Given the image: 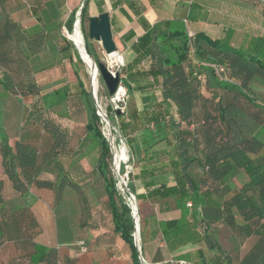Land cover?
<instances>
[{
	"label": "trees",
	"instance_id": "1",
	"mask_svg": "<svg viewBox=\"0 0 264 264\" xmlns=\"http://www.w3.org/2000/svg\"><path fill=\"white\" fill-rule=\"evenodd\" d=\"M149 1L154 5L155 0ZM3 2L0 0L1 8ZM1 14L0 84L14 97L37 99L25 123L39 125L51 137V147L42 158L44 168L51 169L47 177L37 167L36 149L21 141L12 146L0 131L3 174L13 192L27 196L48 189L61 201L66 190L74 191L81 205V228L105 226L110 217L114 233L130 248L132 263L142 264L135 223L116 186L111 145L101 130L99 108L92 93L75 71L78 92L72 94L68 86H63L42 94L27 61L30 53L46 47L48 35L21 34L8 14L3 10ZM75 15L72 12L69 32L73 31ZM80 17L82 24L90 21L88 3ZM143 25L146 33L134 45L133 63L121 69V82L129 96L130 82L142 81L144 85L139 88H156L158 98L145 104L140 112L132 110L131 100L127 111L120 115L112 107L109 110L115 114L125 138L132 167L136 156L158 145L167 144L170 151L167 161H159L139 175L131 171L130 191L139 203L141 195L133 184L136 178L173 175V186H149L147 196L176 201L180 218L163 223V236L177 247L198 246L194 253L181 257L186 262L264 264V142L255 133L264 126V104L254 102L248 87L251 74L264 80V61L257 55L260 40L250 43L247 49L245 45L233 49L229 31L212 40L202 33L190 38L189 29L179 20L161 21L154 26L144 21ZM87 52L100 63L90 43ZM15 60L23 62L16 70L21 75L20 87L17 77L6 67ZM166 101L175 104L177 118L166 117ZM64 104L67 111L61 114L56 108ZM93 144L97 145L96 164L87 173L81 160ZM87 174L99 181L90 186L78 181ZM241 174L247 182L232 188L231 183ZM5 190L6 182L0 180V264H76L77 257L62 255L58 247L37 242L41 227L29 208L9 213L3 207ZM222 233L234 245L223 244Z\"/></svg>",
	"mask_w": 264,
	"mask_h": 264
},
{
	"label": "crops",
	"instance_id": "2",
	"mask_svg": "<svg viewBox=\"0 0 264 264\" xmlns=\"http://www.w3.org/2000/svg\"><path fill=\"white\" fill-rule=\"evenodd\" d=\"M85 3H88L90 18L99 17L103 13L110 15L113 40L118 54L122 56L127 66L131 65L136 57L134 45L146 33L143 22L146 21L154 26L166 20H179L193 33L205 34L212 40L222 38L225 32L229 31L232 33L229 44L233 49L241 48L243 45L247 49L250 43L260 40L257 55L264 61V0H155L154 5L149 0H4L2 8L0 6V21L3 19L1 14L3 10V13L8 14L16 24L19 33L27 36L39 33L48 35L46 47L35 53L37 60L46 62L51 68L48 71L52 81L45 84L46 88L48 87L46 93L63 86H68L71 90L72 85L77 92L79 90L76 72L80 76L81 73L74 55V48L62 36L61 30L67 29L72 12L76 13V21L80 19ZM60 61L61 67H54L59 65ZM61 70L67 72L68 79L64 77L65 79L61 81L55 78L57 73L59 76ZM72 77L73 84L70 86ZM130 83L132 110L140 112L145 104L156 101L158 98L159 92L156 88L141 90L139 87L144 85L142 81ZM45 86L42 85V87ZM248 87L254 94L252 96L254 102L264 104V80L251 74L248 79ZM163 106L167 118H177L176 106L173 102L166 101ZM255 133L264 142V126H261ZM159 151L162 152L157 154ZM169 151L170 147L163 144L149 150L147 154L141 153L136 156L135 167H133L134 175H139L143 169L157 165L159 161H167ZM84 160L85 157L81 160V164L84 170L90 173L93 169H86ZM0 165V180L6 182L7 178L2 169V158ZM78 181L86 186H90L91 182H94L89 174L84 175ZM246 182L247 177L241 174L231 183V187L236 188ZM174 183L175 180L171 174L138 177L133 181L136 193L141 195L139 200L141 212L140 253L146 264H193L186 262L181 257L199 249L193 244L177 247L165 240L163 223L180 218L181 213L177 209L174 199L153 200L147 196V187L149 186L153 188L163 184L173 186ZM9 185L11 186L10 183ZM27 198L28 195L15 194L14 199H18L22 204L8 210L6 205L12 199L5 194L3 207L9 213L21 208H29L41 227L37 242L57 247L50 241H40V237L44 234L40 219V217L43 218V214L38 201ZM73 211L74 234L69 235L71 241L69 245L73 247L68 249L67 255L77 257L76 264H133L130 248L119 235L114 233L110 217H108L105 226L96 229L81 228V205L77 195L73 202ZM54 237L52 232V239ZM80 240H84L88 245L87 253H82L77 248L76 244Z\"/></svg>",
	"mask_w": 264,
	"mask_h": 264
},
{
	"label": "rangeland",
	"instance_id": "3",
	"mask_svg": "<svg viewBox=\"0 0 264 264\" xmlns=\"http://www.w3.org/2000/svg\"><path fill=\"white\" fill-rule=\"evenodd\" d=\"M79 20H80V27H81L80 30L83 35V41L85 40L84 45H85L86 51H87V43H90L93 47V50L97 53V56L99 57L100 62L107 63L109 59L105 56L101 43L93 39H90L89 37V22L86 21L82 24L81 17ZM76 22L77 21H75L73 24V31L72 32L68 31L69 32L68 36L69 34H73L76 31V25H77ZM61 34L65 39L69 40L72 43L73 48H74V55L76 58L78 69L81 73V77L88 91H90L91 93L92 92L94 93V91L92 90V78H91L90 70L87 67V65L84 63V61L80 58L77 46L74 44V42H72V40L68 39V36L65 33L64 29L61 30ZM33 49L34 48H32V50ZM21 63L23 62L15 60V61H11L9 65L6 66L9 69V71L13 73V76L17 77V82H18L17 85L19 87H20L19 78L21 77V75L19 74V71L16 72V70L19 69V64ZM27 63H28L29 71L32 73L34 79H36L37 81L40 92L42 94L46 93L45 91L47 90L48 87L46 88L45 84H49V82L52 81L51 74L48 71L51 69L50 65H47V63L44 61L37 60L36 55L31 54V53L28 56ZM96 64H98L97 61H96ZM61 65L62 63L60 61V64L54 67H57V66L61 67ZM121 68L122 66L120 67L116 66L112 70L119 72L121 75V79H122ZM57 75L55 78L60 79L61 81H63V79L65 78L68 79L67 72L65 70H61V72H59V76ZM98 83H99L98 93L97 95L95 93L94 94L97 98V103L99 105L100 114L104 117L102 119V123L100 127H101L103 134L108 139L111 145V149H113L114 156L112 154V166H111L112 169L111 170L117 182L116 186L121 191V193H125L127 192V190H126V186L123 185V182H127L129 184V179H127V173L130 171H133V167L129 164V161H130L129 153L130 152H129L127 143L125 141V138L122 136L120 132L116 116L114 113H112L109 110V107H112L115 112H117L116 108L118 107L122 108L123 112L127 111L128 104L130 102V96H129V93L126 91L125 96L122 98L121 105L117 106L112 101L114 96H111L109 94L108 89L103 79L101 78V75L99 72H98ZM72 84H73V77L69 85L71 86ZM42 85H44L45 87H42ZM72 86H71L70 91L72 94H74L77 92V90L74 89V87ZM36 100L37 99L33 97H26L24 99L14 97L8 94L4 90L2 85H0V116H1L0 117V131L2 130L3 134L7 136L12 146H14L17 141H21L23 144L28 145L29 147H32L33 149H36L37 167L41 168V172L43 171L45 174L47 173L46 176L48 177V174H50L51 176V169L44 168V164H42V158H43L44 153L48 151V149L51 147V137L39 125L25 123L27 114L32 108V106L34 105V103L36 102ZM56 110L60 112L61 114H64L67 111V105L64 104L56 108ZM109 117L112 119H110ZM96 149H97V145L93 144L91 149L86 153L85 160H84V166L88 170H92L95 167L96 155H97ZM122 151H124V153H122ZM125 151H127V155ZM121 153H122V158H124L125 155L126 157L124 158V161L120 165H115V155L121 154ZM118 173H120L119 176H118ZM92 181L96 183L98 182V178L96 176H93ZM5 194L6 196L12 199V201H10L6 205L8 207V210L21 206L22 203L19 202L18 199H14L15 193L13 192L8 181H6ZM75 197H76V194L74 193V191L66 190V192L63 195L62 200L59 201L53 190L39 189L35 192V194L28 195V198H27L29 200L36 199L39 203L40 211L43 214V218L40 217V219L42 221L41 225H42V228H43L42 231H44V234L42 233L43 235L40 237V241L42 242L50 241L53 245L55 246L57 245V247L60 248V253L62 255H67V253L69 252L68 249L73 247L69 245V243H71V241L69 240V235H71V233L74 234L73 233L74 232L73 202H74ZM138 206H139V203H138ZM139 211H140V207H139ZM140 218H141V212H140ZM52 232H53V235H55L53 239H52ZM222 235L224 237L221 240L223 244H227V245L230 244L229 246L234 245L233 243L230 242L226 233H222ZM135 240H136V244L140 248V236L138 232L137 234L135 233ZM139 253H140V250H139Z\"/></svg>",
	"mask_w": 264,
	"mask_h": 264
},
{
	"label": "water",
	"instance_id": "4",
	"mask_svg": "<svg viewBox=\"0 0 264 264\" xmlns=\"http://www.w3.org/2000/svg\"><path fill=\"white\" fill-rule=\"evenodd\" d=\"M80 22V20H79ZM89 37L97 42H100L104 52L107 56H114L118 54L117 47L114 43L112 30H111V21L110 15L108 13H103L99 17H92L89 21ZM76 45V44H75ZM80 58L83 60L81 53L79 51ZM94 62L96 63L94 57H92ZM97 65V71L100 73L101 78L103 79L108 92L111 96H115L119 93V87L121 84V75L119 72L113 71L111 67L106 62H100ZM92 96L97 104V98L95 94L92 92ZM119 103L118 106H120ZM98 108L99 105L97 104ZM117 114L120 115L123 113L122 108H116ZM138 250H140L137 245ZM142 264H146L141 257Z\"/></svg>",
	"mask_w": 264,
	"mask_h": 264
},
{
	"label": "bare ground",
	"instance_id": "5",
	"mask_svg": "<svg viewBox=\"0 0 264 264\" xmlns=\"http://www.w3.org/2000/svg\"><path fill=\"white\" fill-rule=\"evenodd\" d=\"M76 23H77V25H76V31L73 34H69V38L76 44V46L78 48V51H80V53H81V56L83 58L84 63L87 65V67L90 70V74H91V78H92V90L97 95L98 89H99L97 65L90 58V56L88 55V53H87V51L85 49V45H84V41L85 40L83 41V35L81 33V30H80L81 27H80L79 20ZM104 54L109 59V61L107 62V64L112 69L114 67H116V66H120L123 63V61H124L123 58H122V56L119 55V54H115L114 56H107L105 52H104ZM124 95H125V91H124V89H121L119 91V93L114 96V98L112 99V101L118 106L119 103L122 102V98L124 97ZM122 153H124V151H122ZM122 153L115 155V157L117 158V161L123 159L122 158Z\"/></svg>",
	"mask_w": 264,
	"mask_h": 264
},
{
	"label": "built area",
	"instance_id": "6",
	"mask_svg": "<svg viewBox=\"0 0 264 264\" xmlns=\"http://www.w3.org/2000/svg\"><path fill=\"white\" fill-rule=\"evenodd\" d=\"M64 30H65V33H66L67 36H68V33H69L68 30H66L65 28H64ZM187 33H188V36H189L190 38H192V37L194 36V33H193L192 31H190V30H188ZM68 39H70L69 36H68ZM70 40H71V39H70ZM72 42H73V41H72ZM74 44H75V43H74ZM120 66H122V68L125 66L124 61H123V63H122ZM120 66H118V67H120ZM122 68H121V69H122ZM218 69H219V68H218ZM219 70H220V72H223V69H222V68H220ZM121 89H124V91H125V93H126V89H125L124 86L122 85V82H121V84H120L119 91H120ZM124 96H125V95H124ZM97 104H98V103H97ZM99 116L101 117V123H102V119H103L104 117L100 114V111H99ZM104 116H105V115H104ZM105 120H106V119H105ZM125 152H126V155H127V151H125ZM112 154H113V149H112ZM126 155H125V157H126ZM113 156H114V154H113ZM125 157H124V158H125ZM124 158L121 159V160H119V161H117V158L115 157V165H120V164L124 161ZM130 172H131V171H130ZM130 172L127 173V179H129V173H130ZM119 175H120V173H118V176H119ZM123 185L126 186V190H127V192H125V193H121V191H120L119 189H118V190H119L120 193L124 196L125 201H126V204L130 207L131 215H132L133 220H134V223H135V233L137 234V232H138V234H139L140 211H139V206H138V200H137L136 195L130 191V189H129V187H128V183H127V182H123ZM135 233H134V236H135ZM76 245L80 248V251H81L82 253H87V252L89 251V249H88V247H87L85 241H78ZM141 257H142V256H141Z\"/></svg>",
	"mask_w": 264,
	"mask_h": 264
}]
</instances>
